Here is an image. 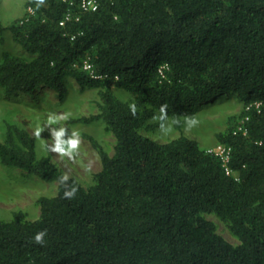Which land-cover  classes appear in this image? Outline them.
Wrapping results in <instances>:
<instances>
[{
  "label": "trees",
  "instance_id": "trees-1",
  "mask_svg": "<svg viewBox=\"0 0 264 264\" xmlns=\"http://www.w3.org/2000/svg\"><path fill=\"white\" fill-rule=\"evenodd\" d=\"M84 1L26 0L22 16L0 21V34L10 31L27 52L2 56L0 89L49 88L62 100L76 89L71 78L95 89L91 119L113 131L114 153L88 136L102 168L89 187L69 175L78 191L67 199L59 179L67 173L8 122L0 161L57 182L58 192L39 198L35 220L22 209L0 218V264H264V0H97L90 10ZM229 98L242 104L235 118L246 127L232 121L216 134L233 173L187 134L161 142L142 131L167 120L182 130Z\"/></svg>",
  "mask_w": 264,
  "mask_h": 264
},
{
  "label": "rangeland",
  "instance_id": "rangeland-1",
  "mask_svg": "<svg viewBox=\"0 0 264 264\" xmlns=\"http://www.w3.org/2000/svg\"><path fill=\"white\" fill-rule=\"evenodd\" d=\"M25 1L0 0V21L7 25L15 18L22 16L26 9ZM6 52L27 55L23 46L14 40L10 31L0 34V60ZM71 80L75 83L76 89L72 90L64 100L59 98L55 90L49 88L38 90L33 94L21 92L12 96L0 89V139L4 137L8 122L26 127L34 136V130L37 127L41 128V136L39 138L35 136L39 151L51 155L57 165L68 175L76 177L84 186L89 187L92 184V175L102 168V159L98 148L93 145L88 136H93L109 148L111 154L114 153L116 137L105 120L91 119L100 111L97 91L95 89L81 90L78 81L75 78ZM120 96L123 99L129 98V95L124 92H121ZM241 109L242 104L235 98L211 101L194 118L198 123L192 127L186 124L182 130H178L171 120H167L161 124L163 128L160 125L155 129L142 131L161 142L184 133L201 141L202 145L217 150V132L226 129L228 123L232 121L237 126L240 125L243 119L238 117L236 120L235 116L241 112ZM50 113L68 117L63 121L68 129V136L71 135L72 130L79 132L81 145L75 159L61 158L48 150L51 132L45 126ZM53 127L59 128L60 125H53ZM57 192V182L46 181L28 170L8 166L0 161V218L10 219L15 210L22 209L26 212L28 219L35 220L41 215L39 198L42 195L53 196ZM204 214L216 224L220 234L235 245L240 244L241 241L231 233L222 219L214 213L205 212Z\"/></svg>",
  "mask_w": 264,
  "mask_h": 264
},
{
  "label": "clouds",
  "instance_id": "clouds-1",
  "mask_svg": "<svg viewBox=\"0 0 264 264\" xmlns=\"http://www.w3.org/2000/svg\"><path fill=\"white\" fill-rule=\"evenodd\" d=\"M37 8L45 3V0H35ZM133 114H135V106H132ZM163 113V108H162ZM166 115H162L161 119H165ZM68 117L63 114L50 113L47 117V122L45 128L51 132L50 141L47 145V148L52 153L57 154L61 158H68L70 160L75 159V157L79 154L80 145H81V137L78 131L72 130L70 136L67 135L68 129L63 124V121L67 120ZM186 124L189 127L196 125L198 122L194 118H187ZM53 125H60L59 128L53 127ZM163 128V125H161ZM45 130V129H44ZM35 136L39 138L42 134V129L37 127L34 130ZM67 137V138H66ZM60 183L64 186V197L67 199H72L75 197L78 187L74 184L70 185L68 183L70 177L68 174H64L60 178ZM47 235V231H41L36 233L34 237V241L37 244L43 245L45 243L44 237Z\"/></svg>",
  "mask_w": 264,
  "mask_h": 264
},
{
  "label": "built area",
  "instance_id": "built-area-1",
  "mask_svg": "<svg viewBox=\"0 0 264 264\" xmlns=\"http://www.w3.org/2000/svg\"><path fill=\"white\" fill-rule=\"evenodd\" d=\"M83 6L85 9H97L98 7V1L97 0H85L83 3ZM87 67H90V65H88ZM238 129L246 131V127L244 125V119L242 121V123L239 125ZM211 151L216 152L217 154H219L223 161L225 162L226 165V169L228 173H233V170L228 166V160L230 157V148L224 146V145H220L218 144V149H212L210 148Z\"/></svg>",
  "mask_w": 264,
  "mask_h": 264
},
{
  "label": "bare ground",
  "instance_id": "bare-ground-1",
  "mask_svg": "<svg viewBox=\"0 0 264 264\" xmlns=\"http://www.w3.org/2000/svg\"><path fill=\"white\" fill-rule=\"evenodd\" d=\"M6 123V122H5Z\"/></svg>",
  "mask_w": 264,
  "mask_h": 264
}]
</instances>
